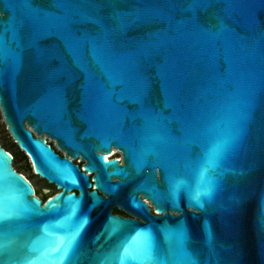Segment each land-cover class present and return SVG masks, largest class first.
Segmentation results:
<instances>
[{
	"label": "water",
	"instance_id": "95a60500",
	"mask_svg": "<svg viewBox=\"0 0 264 264\" xmlns=\"http://www.w3.org/2000/svg\"><path fill=\"white\" fill-rule=\"evenodd\" d=\"M12 7L14 5L0 2V12L5 20L12 15ZM117 7L128 10L133 5L124 3ZM257 15L264 20V11ZM244 23V18L238 17L234 25L235 31L246 39L231 43L230 75L222 45L217 46L218 52L214 54L194 35L177 32L174 26L169 29L166 23L133 27L119 38L123 46L118 51L137 53V42L141 38L146 39L149 32L164 30L159 37L160 46L148 57L138 56L131 70L151 78L153 104L158 112L169 118L163 123L177 137L175 143H148L143 121H132L103 104L102 91L110 89L111 84L90 53L85 59L94 79L90 82L87 101L83 86L89 83L88 78L73 66L75 79L67 90L68 103L63 115L42 99L44 89L30 51L24 52L19 68L5 66L0 84V112L4 125L19 150L28 156L33 174L55 185L59 191L41 203L34 195L31 183L13 168L12 155L0 145V161H3L0 170L5 171L7 177L2 194L10 204L20 202L31 207L33 202H38L40 209L46 211L44 216L31 215L27 219L14 216L6 222L5 229L10 233L6 239L10 243L0 259L23 264L27 257L34 264H61L57 249L61 247L65 231L72 222L87 217L88 222L79 238L78 252L82 254L77 264H93L97 250L105 253L120 239L129 256L142 254L153 239L161 253L167 254L169 244L174 243L175 238L169 239L161 231L165 225L170 228L183 226L188 236V250L197 253L201 261L207 256L210 232L222 255L229 256V250L235 246L238 253L235 264H264V209L261 207V193L264 192V46L260 45L258 33L246 30ZM23 35L27 39V32ZM52 43L61 42L55 38L40 40L42 47ZM65 58L71 65L70 57L66 55ZM224 80L229 82L222 83ZM165 81L170 85L172 96H179L176 108L165 106L161 90ZM120 89L121 85L117 84L114 90L119 93ZM249 90L256 92L257 111L240 150L219 159L212 137L203 138L209 169L213 162L219 164L216 172L220 190L214 195V203H204L203 208L194 206L183 184L202 190L216 178L209 172L207 183L202 185L201 174L195 170V165L186 167L188 153L179 139L182 135L180 127L211 126L224 115L222 106L228 99L226 94L243 105ZM120 107L131 112L134 105L124 101ZM43 136L54 141L56 148L65 155L56 154ZM103 144L107 147H102ZM113 150L120 154V161L118 158L101 159L110 157ZM191 152L193 160L203 155L197 145L192 146ZM141 156L142 166L137 170ZM78 158L84 161L82 172L73 163ZM165 169L181 185L175 198L170 195ZM119 170L127 173V178L116 174ZM221 172L223 174L219 176ZM237 172L244 175L238 176ZM145 181L147 187H155L161 196L160 206L164 211L159 215L151 196L137 191ZM58 196L62 198L53 200ZM68 196L80 201L72 222L64 221L72 203L67 200ZM133 197L143 208L132 206ZM234 197L239 200L238 205L233 203ZM50 202L58 207L48 208ZM114 208L129 217L112 215ZM110 216L129 221L135 227L123 229L111 239L105 235L97 240ZM148 228L151 233L147 237L136 234L138 229ZM125 264H135V261Z\"/></svg>",
	"mask_w": 264,
	"mask_h": 264
},
{
	"label": "snow or ice",
	"instance_id": "6c2138e0",
	"mask_svg": "<svg viewBox=\"0 0 264 264\" xmlns=\"http://www.w3.org/2000/svg\"><path fill=\"white\" fill-rule=\"evenodd\" d=\"M5 4L14 5L12 15L5 20L3 12H0V84L4 74V67L19 68L22 64L24 52L30 51L33 61L38 69L39 83L44 89L43 100L50 102L63 115L67 107V90L74 83L72 67L78 68L85 73L88 82L84 87L85 102L87 101L90 82L94 79L85 59L91 54L96 65L103 71L111 84V88L102 91L103 104L106 107L119 111L122 116L143 121L145 139L150 144H166L177 142L169 128L163 123L168 117L163 116L156 110L153 104V82L147 75L132 72L134 60L138 56L148 57L161 44L160 35L164 30L147 33V38H141L137 42V53H122L118 51L123 45L119 38L130 28L143 27L155 23H166L169 29L175 27L177 32L185 35H194L198 41L214 54L218 52V45L225 49V59L229 63V75L231 73V58L229 50L233 41L245 40L235 31L234 25L238 17L245 20L246 30L258 33L260 45L264 46V20L258 18V13L264 11V0H0ZM131 4L128 10L117 7L119 4ZM47 5V6H46ZM51 9H55L52 11ZM179 17V19H177ZM27 32V39L23 33ZM47 38L58 39L61 43H52L41 46L40 40ZM66 55L70 57L72 64L69 65ZM215 61V55L213 56ZM162 79L163 73L161 74ZM228 80L222 83H228ZM121 85L119 93L115 92V86ZM165 96V106L176 108L179 96H172L170 85L165 81L161 85ZM223 107L224 115L214 121L211 126L180 127V141L188 153L186 167H193L201 174L202 185L207 183L209 172L215 177L213 183L206 188L193 189L187 183L183 189L188 192L189 201L194 205L203 208L204 203H214V195L220 190V180L216 169L218 163L213 162L209 169L207 165L208 150L203 143V138L211 136L215 145V155L219 159L229 157L237 153L244 139L249 134V126L254 121L257 111V99L255 90H249L248 95L240 105L231 100L226 94ZM124 101L134 105L131 112L127 108L120 107ZM178 119V117H177ZM197 145L202 149L203 155L192 159V146ZM102 147H107L103 144ZM107 160V157H101ZM137 165V170L142 166ZM3 164V161H0ZM90 170V169H89ZM155 170V167H154ZM70 175V173H68ZM116 174H122L127 178V173L119 170ZM222 172L219 176H222ZM236 175H244L237 172ZM7 177L5 171L0 170V255L8 247L10 233L6 231L5 224L14 216L19 218H30L31 215L44 216L45 210H41L38 202L28 207L24 203L17 202L10 204L2 194V185ZM165 180L169 185L170 195L175 198L181 185L176 183L167 169H165ZM75 183V181H73ZM147 181L140 184L137 191L148 193L155 201L157 215L164 211L161 205V196L155 187H147ZM103 187V185H101ZM113 189H106L112 191ZM62 197H54L58 200ZM71 206L68 215L64 217L65 222H72L73 217L79 211L80 201L68 196ZM147 204V201L144 202ZM233 203L238 205L239 200L233 198ZM132 206L137 209L143 208L135 197L132 199ZM58 207L51 202L48 208ZM261 207L264 209V192L261 193ZM264 214V213H262ZM87 217L74 221L65 231L61 241V247L57 249L58 259L63 264H77L79 255V238L84 226L87 224ZM264 223V221H262ZM135 227L129 221L109 217L104 225L101 236L108 239L121 232L123 229ZM161 231L169 239L175 238L170 243L167 254L161 253L155 240L147 247L142 254L129 256L124 247L122 239L105 253L97 250L93 258V264H125L126 261H135V264H235V257L238 255L235 246L229 250L230 255L224 256L217 250L213 236L209 232L207 237V256L201 261L198 254L189 251L186 246L188 236L183 228H170L165 225ZM151 229H138L137 235L148 236ZM0 264H17L15 261L0 259ZM23 264H34V261L25 257Z\"/></svg>",
	"mask_w": 264,
	"mask_h": 264
},
{
	"label": "rangeland",
	"instance_id": "374dc122",
	"mask_svg": "<svg viewBox=\"0 0 264 264\" xmlns=\"http://www.w3.org/2000/svg\"><path fill=\"white\" fill-rule=\"evenodd\" d=\"M0 143L5 147V149H7L11 154L14 155L15 159L12 163L13 168L19 173H22L27 179H29L31 185L35 187V189L39 193H41L42 190L45 188V184L44 182L40 181L37 177L33 175V171L31 170L28 161L24 158V155H22L17 150L15 145L11 142L10 138L7 135L6 127L4 125L1 112H0ZM112 157L113 158L118 157L117 153L116 152L113 153Z\"/></svg>",
	"mask_w": 264,
	"mask_h": 264
},
{
	"label": "flooded vegetation",
	"instance_id": "af4514ba",
	"mask_svg": "<svg viewBox=\"0 0 264 264\" xmlns=\"http://www.w3.org/2000/svg\"><path fill=\"white\" fill-rule=\"evenodd\" d=\"M6 127V126H5ZM25 128H27V124L25 123ZM6 132H7V135L8 137L10 138L11 142L15 145V147L17 148V150L22 154L24 155V158L28 161L29 163V166L31 167V164H30V161H29V158L28 156L23 153L22 151L19 150V148L17 147V145L14 143L13 139L11 138V136L9 135L7 129H6ZM43 138H45V141H46V144L49 145V147L56 153L58 154L59 156H64L65 154L63 152H61L60 150H58L55 146V143L54 141H51L49 138H47L46 136H43ZM1 145V144H0ZM2 147V145H1ZM3 148V147H2ZM4 149V148H3ZM118 157H115V158H120V154L117 153ZM113 156V154H112ZM73 163L75 165H77L80 169V171L82 172L83 169L81 166H83L84 164V161H80L79 158L74 160ZM31 170H32V167H31ZM18 172V171H17ZM34 175V174H33ZM24 176V175H23ZM35 176V175H34ZM25 177V176H24ZM37 177V176H35ZM26 178V177H25ZM40 181L44 182L45 184V188L42 190L41 193H39L35 187H33L34 189V195L41 201V203H43L44 201H46L47 198L49 197H52L54 194H56L59 190L57 189V187L53 184H49L48 182H46L45 180L43 179H40L39 177H37ZM112 215L114 216H120L122 218H127L129 217L127 214H125L124 212L122 211H119L118 209L114 208L112 211H111Z\"/></svg>",
	"mask_w": 264,
	"mask_h": 264
},
{
	"label": "trees",
	"instance_id": "16d2710c",
	"mask_svg": "<svg viewBox=\"0 0 264 264\" xmlns=\"http://www.w3.org/2000/svg\"><path fill=\"white\" fill-rule=\"evenodd\" d=\"M1 144V143H0ZM2 147L4 148V150L6 151V152H8V153H10L7 149H5V147L2 145ZM11 154V153H10ZM12 155V158H13V161H14V159H15V157H14V155L13 154H11ZM19 173V172H18ZM19 174H21V175H23L22 173H19ZM27 179V178H26ZM28 181H29V179H27Z\"/></svg>",
	"mask_w": 264,
	"mask_h": 264
},
{
	"label": "bare ground",
	"instance_id": "6f19581e",
	"mask_svg": "<svg viewBox=\"0 0 264 264\" xmlns=\"http://www.w3.org/2000/svg\"><path fill=\"white\" fill-rule=\"evenodd\" d=\"M115 152H116V151L113 150V151H112V154L115 153ZM116 153H117V152H116ZM110 156L112 157V155H110ZM106 157H108V156H106ZM119 161H120V159H119Z\"/></svg>",
	"mask_w": 264,
	"mask_h": 264
},
{
	"label": "built area",
	"instance_id": "2783aa9c",
	"mask_svg": "<svg viewBox=\"0 0 264 264\" xmlns=\"http://www.w3.org/2000/svg\"><path fill=\"white\" fill-rule=\"evenodd\" d=\"M111 158H113V157H111V156L110 157H107V159H111Z\"/></svg>",
	"mask_w": 264,
	"mask_h": 264
}]
</instances>
